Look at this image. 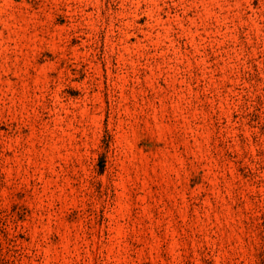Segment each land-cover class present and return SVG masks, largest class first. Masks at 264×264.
<instances>
[{
    "label": "rangeland",
    "instance_id": "1",
    "mask_svg": "<svg viewBox=\"0 0 264 264\" xmlns=\"http://www.w3.org/2000/svg\"><path fill=\"white\" fill-rule=\"evenodd\" d=\"M0 264H264V0H0Z\"/></svg>",
    "mask_w": 264,
    "mask_h": 264
}]
</instances>
